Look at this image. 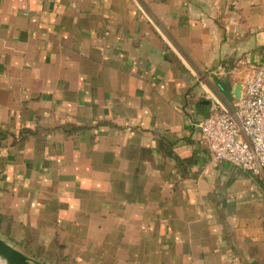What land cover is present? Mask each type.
Listing matches in <instances>:
<instances>
[{
    "label": "crops",
    "instance_id": "0c3cea01",
    "mask_svg": "<svg viewBox=\"0 0 264 264\" xmlns=\"http://www.w3.org/2000/svg\"><path fill=\"white\" fill-rule=\"evenodd\" d=\"M264 65V0H0V238L42 264H264V177L197 123Z\"/></svg>",
    "mask_w": 264,
    "mask_h": 264
},
{
    "label": "built area",
    "instance_id": "2783aa9c",
    "mask_svg": "<svg viewBox=\"0 0 264 264\" xmlns=\"http://www.w3.org/2000/svg\"><path fill=\"white\" fill-rule=\"evenodd\" d=\"M197 127L210 159L264 177V65L248 68L231 109L212 106Z\"/></svg>",
    "mask_w": 264,
    "mask_h": 264
},
{
    "label": "water",
    "instance_id": "95a60500",
    "mask_svg": "<svg viewBox=\"0 0 264 264\" xmlns=\"http://www.w3.org/2000/svg\"><path fill=\"white\" fill-rule=\"evenodd\" d=\"M241 84L238 83L233 91V96L235 99L240 97ZM0 259L5 262V264H42L39 263L23 252L14 248L12 245L8 244L6 241L0 238Z\"/></svg>",
    "mask_w": 264,
    "mask_h": 264
},
{
    "label": "rangeland",
    "instance_id": "374dc122",
    "mask_svg": "<svg viewBox=\"0 0 264 264\" xmlns=\"http://www.w3.org/2000/svg\"><path fill=\"white\" fill-rule=\"evenodd\" d=\"M0 264H5V262L3 260L0 259Z\"/></svg>",
    "mask_w": 264,
    "mask_h": 264
}]
</instances>
